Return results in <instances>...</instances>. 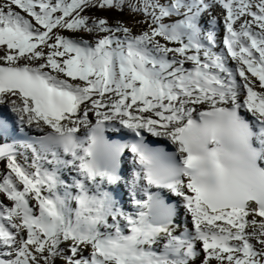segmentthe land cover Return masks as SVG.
Instances as JSON below:
<instances>
[{
	"label": "snow or ice",
	"instance_id": "obj_1",
	"mask_svg": "<svg viewBox=\"0 0 264 264\" xmlns=\"http://www.w3.org/2000/svg\"><path fill=\"white\" fill-rule=\"evenodd\" d=\"M0 106V264H264V0H0Z\"/></svg>",
	"mask_w": 264,
	"mask_h": 264
},
{
	"label": "bare ground",
	"instance_id": "obj_2",
	"mask_svg": "<svg viewBox=\"0 0 264 264\" xmlns=\"http://www.w3.org/2000/svg\"><path fill=\"white\" fill-rule=\"evenodd\" d=\"M3 167H4V165H3V164H1V165H0V169H3Z\"/></svg>",
	"mask_w": 264,
	"mask_h": 264
},
{
	"label": "rangeland",
	"instance_id": "obj_3",
	"mask_svg": "<svg viewBox=\"0 0 264 264\" xmlns=\"http://www.w3.org/2000/svg\"><path fill=\"white\" fill-rule=\"evenodd\" d=\"M67 35H70V33H66Z\"/></svg>",
	"mask_w": 264,
	"mask_h": 264
}]
</instances>
